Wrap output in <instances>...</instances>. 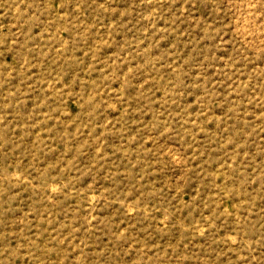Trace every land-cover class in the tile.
<instances>
[{
    "label": "rangeland",
    "instance_id": "1",
    "mask_svg": "<svg viewBox=\"0 0 264 264\" xmlns=\"http://www.w3.org/2000/svg\"><path fill=\"white\" fill-rule=\"evenodd\" d=\"M0 264H264V0H0Z\"/></svg>",
    "mask_w": 264,
    "mask_h": 264
}]
</instances>
